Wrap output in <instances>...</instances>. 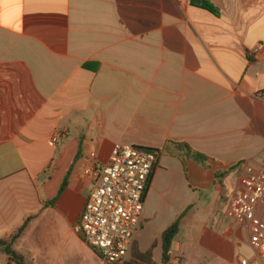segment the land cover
Returning a JSON list of instances; mask_svg holds the SVG:
<instances>
[{
    "label": "crops",
    "instance_id": "1",
    "mask_svg": "<svg viewBox=\"0 0 264 264\" xmlns=\"http://www.w3.org/2000/svg\"><path fill=\"white\" fill-rule=\"evenodd\" d=\"M209 1L218 15L191 0H0V239L36 216L15 246L27 264H79L80 247L106 264L72 230L90 154L105 164L116 145L170 141L210 160L160 157L134 243L163 264L162 235L179 222L169 264L255 256L227 213L241 170L216 174L264 170V55L252 57L264 0Z\"/></svg>",
    "mask_w": 264,
    "mask_h": 264
},
{
    "label": "built area",
    "instance_id": "2",
    "mask_svg": "<svg viewBox=\"0 0 264 264\" xmlns=\"http://www.w3.org/2000/svg\"><path fill=\"white\" fill-rule=\"evenodd\" d=\"M262 55L264 45L252 53V57ZM256 97L264 100V92ZM65 138L63 132H56L52 141ZM156 163V154L140 146L116 145L105 164L95 152L90 154L85 169L90 189L79 231L106 264L123 263L130 257ZM227 213L248 232L255 250L252 259L243 258L240 264H264V170L250 163L241 166V178L228 200Z\"/></svg>",
    "mask_w": 264,
    "mask_h": 264
},
{
    "label": "trees",
    "instance_id": "3",
    "mask_svg": "<svg viewBox=\"0 0 264 264\" xmlns=\"http://www.w3.org/2000/svg\"><path fill=\"white\" fill-rule=\"evenodd\" d=\"M191 4L195 7L206 10L214 15H218L216 8L212 5V3L209 0H191ZM86 67L89 68V65L88 66L86 65ZM148 150L156 154L157 163L160 157L164 154L176 155L182 159L191 158L202 165H206V163L210 160L209 157L194 150L188 143H184V142L170 141L168 142L167 147L162 150H155V149H148ZM157 163L155 169L157 168ZM237 168H239V166L231 167L225 171H220L216 174V176L219 180H221V182H224V179ZM68 179L69 176L65 179V182L59 192V196H61L66 190L68 186ZM35 217L36 216H30L21 227L16 229V231L12 235H10L7 238L0 239V248H2L5 251V253L9 256V264H27L26 258L15 250V246L24 237L26 231L30 226L31 221ZM178 232H179V222L169 227L166 231H164L162 235L163 264H169L171 260L172 245L175 237L178 235ZM78 234L79 237L83 240L82 233L79 231ZM154 248L155 246H153L149 251L144 253L141 252L140 249L137 247V245L134 243L128 260H126L123 263H114L111 261H107V264H155L154 255H153ZM95 252L100 255L99 252L97 251Z\"/></svg>",
    "mask_w": 264,
    "mask_h": 264
},
{
    "label": "rangeland",
    "instance_id": "4",
    "mask_svg": "<svg viewBox=\"0 0 264 264\" xmlns=\"http://www.w3.org/2000/svg\"><path fill=\"white\" fill-rule=\"evenodd\" d=\"M241 170V165L239 166V168H237V169H235L234 171H232V176H237L238 175V173H239V170ZM72 230L74 231V232H76L77 234L79 233V222L77 221L75 224H74V226L72 227ZM78 236H79V234H78ZM148 245L146 244H144L143 243V248L145 249V250H148ZM98 254V253H97ZM99 255V254H98ZM88 257L86 256V254L81 250V247H80V253H79V264H87L88 263ZM27 263V262H26ZM69 264V259L68 258H63V260H62V262H59V264ZM52 264H54V263H52Z\"/></svg>",
    "mask_w": 264,
    "mask_h": 264
}]
</instances>
